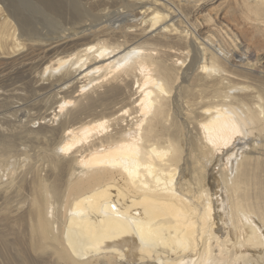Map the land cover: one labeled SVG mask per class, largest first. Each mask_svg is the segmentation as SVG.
I'll return each mask as SVG.
<instances>
[{"label": "bare ground", "instance_id": "bare-ground-1", "mask_svg": "<svg viewBox=\"0 0 264 264\" xmlns=\"http://www.w3.org/2000/svg\"><path fill=\"white\" fill-rule=\"evenodd\" d=\"M8 78L0 264H264V0H0Z\"/></svg>", "mask_w": 264, "mask_h": 264}, {"label": "rangeland", "instance_id": "rangeland-1", "mask_svg": "<svg viewBox=\"0 0 264 264\" xmlns=\"http://www.w3.org/2000/svg\"><path fill=\"white\" fill-rule=\"evenodd\" d=\"M26 13V15H27V11L25 12ZM23 77V80H25V79H27V78H25L24 76H22ZM28 80V79H27ZM26 80V81H27ZM14 82V80L13 79H7L5 82L4 81H2L1 82V79H0V91H3V90H5V89H13L14 87H24L25 85H27V84H24V86H23V83H22V81H21V83H22V85L20 84V82H17V83H15V84H13L12 85V83ZM3 83L4 84H6V86L5 85H3ZM2 84V85H1ZM7 84H9V85H7ZM18 84H19V86H18ZM14 85H16V86H14ZM21 85V86H20ZM8 86V87H7ZM11 86V87H10ZM1 87H3V88H1ZM27 87V88H26ZM27 90H26V89ZM25 88H23V90L20 88V89H18L17 90V92H20V94H24V93H26L27 91H28V89L30 90V86L29 85H27V86H25ZM20 90V91H19ZM26 90V92H22V91H25ZM50 110H52V109H50ZM8 128H11V126H7ZM242 141H244V140H242ZM242 141H240L241 143H242ZM245 142V141H244ZM247 148L249 147V146H246ZM35 149V148H34ZM38 149V148H37ZM35 150V151H33L32 150V153H35V152H37V153H35L34 154V157L36 158V155L38 154V150ZM233 156V155H232ZM1 157V156H0ZM1 158H3V157H1ZM38 158V159H37ZM37 158L35 159V160H41V157H38V155H37ZM215 166V165H214ZM214 166H210V171L212 172V168H214ZM216 170H218V168L216 167V169H215V174L217 175V171Z\"/></svg>", "mask_w": 264, "mask_h": 264}]
</instances>
